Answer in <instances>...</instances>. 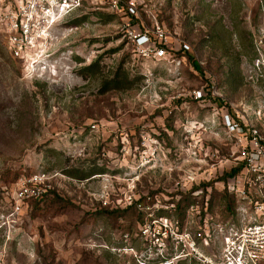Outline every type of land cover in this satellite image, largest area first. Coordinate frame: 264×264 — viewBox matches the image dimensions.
<instances>
[{
  "label": "rangeland",
  "instance_id": "obj_1",
  "mask_svg": "<svg viewBox=\"0 0 264 264\" xmlns=\"http://www.w3.org/2000/svg\"><path fill=\"white\" fill-rule=\"evenodd\" d=\"M139 16L142 30L158 23L173 44L190 45L170 53L185 56L180 67L138 56L129 20L107 4H86L56 27L41 71L10 53L0 21V216L20 175L55 177L54 192L24 205L8 240L0 228L6 264H165L175 255L165 218L179 232L208 222L215 243L205 252L219 248L217 226L233 221L221 178L242 152L226 116L264 133V0H142ZM121 68L130 87L105 89ZM209 75L223 98L211 94ZM196 88L206 102L192 98ZM144 195L139 224L119 209ZM180 197L183 219L173 207Z\"/></svg>",
  "mask_w": 264,
  "mask_h": 264
},
{
  "label": "built area",
  "instance_id": "obj_2",
  "mask_svg": "<svg viewBox=\"0 0 264 264\" xmlns=\"http://www.w3.org/2000/svg\"><path fill=\"white\" fill-rule=\"evenodd\" d=\"M0 3L3 4L4 0ZM86 4H107L113 11L123 14L129 20L126 23L128 37L134 43L138 56L145 60L158 62L168 58L180 67L185 56L171 57V51L190 50V45L182 40L173 44L172 35L164 25L156 23L150 31L140 28L138 20L142 0H12L0 6V21L10 53L23 60L29 71L46 68L52 32L66 21L72 11ZM207 83L214 97L223 98L213 76H208ZM191 96L198 102L207 100L199 88L194 89ZM226 121L242 145L240 162L243 166L238 174L225 182L227 192L236 200V213L231 215L233 221L217 226L215 233L220 237L219 248L206 253L205 250L215 243L208 222L204 221L193 233L187 230L179 232L178 226L169 224L165 218V238L173 239L172 254H175L165 258V264H180L187 260L189 264H264V133L255 125L242 124L229 115ZM54 178L51 174L35 172L20 175L12 183L10 212L0 216V228L4 229L7 240L24 205L52 191ZM154 221L158 220L151 223ZM151 225L143 226V234L150 233ZM0 264H6L3 251H0Z\"/></svg>",
  "mask_w": 264,
  "mask_h": 264
},
{
  "label": "trees",
  "instance_id": "obj_3",
  "mask_svg": "<svg viewBox=\"0 0 264 264\" xmlns=\"http://www.w3.org/2000/svg\"><path fill=\"white\" fill-rule=\"evenodd\" d=\"M178 52L185 54L187 51H178ZM192 62H193L194 68L196 70L202 72V68H201L200 64L195 60H193ZM96 64H97V62H94L88 66L81 68L79 70L80 75L84 78H86L88 75H93L96 72V68H95ZM130 85H131V80H130L128 72H126L125 70H122V68H121L115 73V75L113 76V78L111 80H107L105 82L104 87H105V89H121V88H129ZM242 166H243V163L240 162L238 166L233 167L230 171L225 173L224 177H222L221 179L226 182V180L228 178L238 174V172L241 170ZM95 174H97V172H92V173H90L89 176H92ZM225 190H226V188H225ZM53 192H54V190L50 191L48 194L43 196L41 199H32L29 202L38 204L40 200L48 197V195L50 193H53ZM147 198H148V195L140 196L138 199L133 200V202H131L130 205H126L123 209H119V210H122L123 212L124 211L133 212V214L136 215V218H135L136 221H138V223L140 224L143 222L144 212H142V210L138 209V206L139 205L143 206L144 200ZM223 199L225 200L226 209L228 210L230 215H235V213H236V200H235L234 196L229 194L226 190ZM182 200H183V198L180 197V199L178 200V203H176L173 206L175 213L178 216H180L179 217L180 219H183V216L185 215V209L187 207L184 205H180V201H182ZM159 214L161 217V216L165 215V212H160Z\"/></svg>",
  "mask_w": 264,
  "mask_h": 264
}]
</instances>
